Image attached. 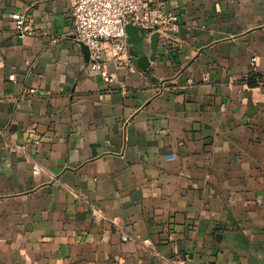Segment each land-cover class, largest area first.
Instances as JSON below:
<instances>
[{"label":"crops","instance_id":"crops-1","mask_svg":"<svg viewBox=\"0 0 264 264\" xmlns=\"http://www.w3.org/2000/svg\"><path fill=\"white\" fill-rule=\"evenodd\" d=\"M150 1L179 30L106 80L74 0H0V264H264V0Z\"/></svg>","mask_w":264,"mask_h":264},{"label":"built area","instance_id":"built-area-1","mask_svg":"<svg viewBox=\"0 0 264 264\" xmlns=\"http://www.w3.org/2000/svg\"><path fill=\"white\" fill-rule=\"evenodd\" d=\"M163 4L164 1L152 3L150 0H74L71 15L75 36L90 49V68L99 71L106 80L111 78L110 65L115 70H139L130 54L128 24L151 27L160 33L166 44L171 43L173 34L179 30V17L165 13ZM15 27L20 36L31 31L25 14L17 17ZM252 61L254 63L256 57ZM40 170V165L34 166L35 173ZM92 213L97 219L104 217L97 207H93ZM122 237L126 240L129 235Z\"/></svg>","mask_w":264,"mask_h":264},{"label":"water","instance_id":"water-1","mask_svg":"<svg viewBox=\"0 0 264 264\" xmlns=\"http://www.w3.org/2000/svg\"><path fill=\"white\" fill-rule=\"evenodd\" d=\"M127 32L133 61L143 70L147 69L156 57L160 33L151 27L143 28L133 24L127 25ZM149 34H151L149 42L151 53L147 51L146 43Z\"/></svg>","mask_w":264,"mask_h":264}]
</instances>
